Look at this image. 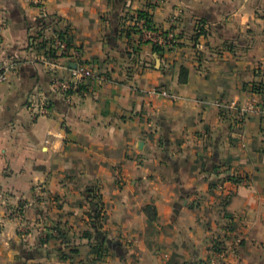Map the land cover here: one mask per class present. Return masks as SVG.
<instances>
[{
  "label": "crops",
  "instance_id": "1",
  "mask_svg": "<svg viewBox=\"0 0 264 264\" xmlns=\"http://www.w3.org/2000/svg\"><path fill=\"white\" fill-rule=\"evenodd\" d=\"M58 32L95 73L69 97ZM0 35V264H264V0H0Z\"/></svg>",
  "mask_w": 264,
  "mask_h": 264
},
{
  "label": "built area",
  "instance_id": "2",
  "mask_svg": "<svg viewBox=\"0 0 264 264\" xmlns=\"http://www.w3.org/2000/svg\"><path fill=\"white\" fill-rule=\"evenodd\" d=\"M32 3H37V0H30ZM156 3L160 0H154ZM203 27L199 25L197 27V31ZM1 37V35H0ZM154 43L163 48H173L177 44V39L175 38L173 33H168L165 36L154 34L152 35ZM1 44V40H0ZM51 49L55 52V55L60 56L58 59L62 57H67L68 62L63 65H60L57 60L47 59L44 57V61L51 68L57 69H66L68 71L67 77L62 79H55L53 81L54 90L62 93V95L69 97L72 92L79 90L86 81L91 80L95 77L94 69L91 65L82 62L80 59V54L67 45L66 41L57 36L54 37L53 43L51 45ZM64 55V56H62ZM75 65L72 67L71 65ZM13 63H0V84L7 82L8 75L13 69ZM150 94L158 95L162 98L178 101L181 99V95L179 91L173 89H152L150 90ZM216 109H227V110H235L238 114L239 119L242 121L247 118V116L254 110V106L252 103H246L243 106L238 105L236 102H231L229 104H224L219 100L214 99L211 103ZM32 111L40 114H45L48 110L47 101L44 99L33 103L31 105ZM238 243L239 240H236ZM214 262L212 264H217L218 260L222 258V252L218 251L215 253Z\"/></svg>",
  "mask_w": 264,
  "mask_h": 264
},
{
  "label": "trees",
  "instance_id": "3",
  "mask_svg": "<svg viewBox=\"0 0 264 264\" xmlns=\"http://www.w3.org/2000/svg\"><path fill=\"white\" fill-rule=\"evenodd\" d=\"M137 18H144L146 27H148L151 24L150 16L147 13L138 12L137 13ZM196 35L197 36L205 35V27L204 26L201 27L199 29V31H197V29H196ZM56 36L58 38L63 39L64 41H66L67 45L70 46L69 41H68V39L65 36V33L58 32V33H56ZM53 39L54 38H49V39H45V40L41 39V41L36 44V48L38 50H44L45 49L43 51V55H44L45 58H47V59L49 58V59H52V60H57L60 56L55 55V52H53L52 49H51V45L53 43ZM153 51H154V53L160 54L161 47L155 45L153 47ZM62 56H64V55H62ZM187 79H188V69L185 68V67H180L179 74H178V83L179 84H184V83L187 82ZM252 90L255 93L264 94V83H259L257 85H253ZM144 212H145L146 216H148L149 218H152V214H151L152 209L151 208L146 207L144 209ZM71 252L72 251H70V253ZM67 256L68 255H66L65 253H61L60 254V259H62V260L66 259Z\"/></svg>",
  "mask_w": 264,
  "mask_h": 264
},
{
  "label": "rangeland",
  "instance_id": "4",
  "mask_svg": "<svg viewBox=\"0 0 264 264\" xmlns=\"http://www.w3.org/2000/svg\"><path fill=\"white\" fill-rule=\"evenodd\" d=\"M218 206H219V205H218ZM219 207H220V206H219ZM217 211H220V210L218 209ZM218 238H219V236H218V237L216 238V240H214V241H217ZM221 243H223V242H221ZM239 244H240V243H239ZM218 246H219V245H218ZM214 247H215L216 249H215ZM219 247H220V246H219ZM219 247H217V246H213V249H214L215 251L217 250L216 252H218V250H219L220 248L225 247V246H224V244H223L220 248H219ZM217 248H219V249H217ZM203 264H207L206 261H204ZM209 264H211V263H209ZM215 264H216V263H215ZM218 264H221V263H218Z\"/></svg>",
  "mask_w": 264,
  "mask_h": 264
},
{
  "label": "water",
  "instance_id": "5",
  "mask_svg": "<svg viewBox=\"0 0 264 264\" xmlns=\"http://www.w3.org/2000/svg\"><path fill=\"white\" fill-rule=\"evenodd\" d=\"M72 67H75V65L73 64V65H71ZM178 208H179V206L175 209V211H174V213L175 214H177L178 213Z\"/></svg>",
  "mask_w": 264,
  "mask_h": 264
}]
</instances>
